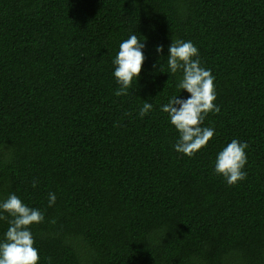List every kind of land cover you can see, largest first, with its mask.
Wrapping results in <instances>:
<instances>
[{
	"label": "trees",
	"instance_id": "obj_1",
	"mask_svg": "<svg viewBox=\"0 0 264 264\" xmlns=\"http://www.w3.org/2000/svg\"><path fill=\"white\" fill-rule=\"evenodd\" d=\"M131 35L145 61L117 97ZM177 39L220 109L193 157L161 110L188 96L167 64ZM233 139L249 147L230 186L214 167ZM12 194L45 216L30 229L39 264H264V0H0V202Z\"/></svg>",
	"mask_w": 264,
	"mask_h": 264
},
{
	"label": "clouds",
	"instance_id": "obj_2",
	"mask_svg": "<svg viewBox=\"0 0 264 264\" xmlns=\"http://www.w3.org/2000/svg\"><path fill=\"white\" fill-rule=\"evenodd\" d=\"M143 41L136 35H131L119 46V52L113 60L114 77L119 85L114 93L117 97L128 95L133 82H137L140 77L145 61ZM155 51L163 53L164 46L157 45ZM167 57L169 72L172 75L181 74L176 84L177 89L186 91L188 96H172L167 104L161 106V110L168 114L171 125L180 134L174 145L175 151L193 157L208 145L215 134L213 128L202 127L209 113L220 111L214 103L215 78L210 70L201 66L199 51L191 41L172 40ZM152 109L153 105L145 101L139 110V116L143 118ZM248 147L247 142L241 143L233 139L217 155L214 171L223 176L230 186L247 177L244 168L247 164ZM36 185L37 181L34 180L32 186L35 188ZM55 202L56 195L50 192L48 206H53ZM0 220H7L9 225L4 240L0 241V264H39V252L34 247L35 241L30 229L33 224L44 222V214L39 209L28 207L12 194L0 202ZM51 222L55 223L54 220Z\"/></svg>",
	"mask_w": 264,
	"mask_h": 264
}]
</instances>
